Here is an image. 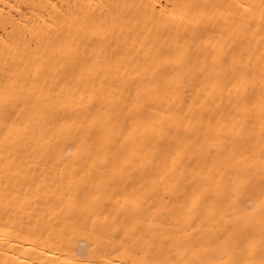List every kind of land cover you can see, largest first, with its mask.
<instances>
[{
	"label": "bare ground",
	"instance_id": "bare-ground-1",
	"mask_svg": "<svg viewBox=\"0 0 264 264\" xmlns=\"http://www.w3.org/2000/svg\"><path fill=\"white\" fill-rule=\"evenodd\" d=\"M0 264H264V0H0Z\"/></svg>",
	"mask_w": 264,
	"mask_h": 264
}]
</instances>
